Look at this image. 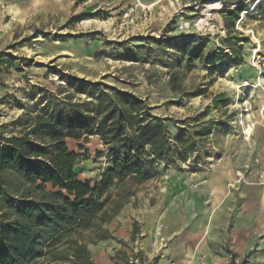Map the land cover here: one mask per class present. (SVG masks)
I'll return each mask as SVG.
<instances>
[{"label": "rangeland", "instance_id": "1", "mask_svg": "<svg viewBox=\"0 0 264 264\" xmlns=\"http://www.w3.org/2000/svg\"><path fill=\"white\" fill-rule=\"evenodd\" d=\"M222 1L122 0L91 1L86 5L79 2L66 11L39 14L0 32V124L9 123L22 113L11 99L10 103L2 102L5 94L17 97L32 110L34 100L27 93L33 84L56 92L63 82L54 69L132 90L149 105L156 106V115L186 119L202 113L201 121L213 118L221 122L200 142L196 162L190 158L160 166L158 176L142 182L126 180L118 187L117 193L128 191L126 202L102 224L113 238L89 242L90 231L70 235L86 242L94 264H124L116 258L118 251H124L130 260L132 254L140 251L143 262L136 258L132 264H156L169 243L161 233L157 213L166 198L167 177L171 174H184L189 185H195L196 174L228 165L237 167L248 184L260 185L261 137L257 128L264 126V0H228L227 6ZM208 3L218 4L209 14L205 11ZM239 6L246 10L239 12L227 31L230 21L225 10ZM201 18H208V23L198 26ZM187 36L191 40L180 41ZM153 38L166 40L165 52L147 50L154 46ZM201 39L204 42L199 43ZM56 42L66 46L63 49L69 51V58L44 54ZM198 44H202L206 62L199 58L188 62L187 53ZM185 45L188 48L183 52ZM101 50L104 54L96 56ZM127 53L133 56L132 60L124 56ZM238 57L241 61L235 64ZM194 91L201 94L186 96ZM218 93L228 98L225 107H213L212 97ZM84 146L86 151L76 161L75 170L80 179L94 181L106 166L104 157L94 153L102 146L96 136H89ZM11 182L12 193L15 186L25 188L17 177ZM115 192L111 189L113 196ZM251 233L256 241L241 259L245 264H264V248L260 250L258 245L264 234L254 225ZM146 237H151L150 248L146 247ZM227 258L228 264L241 261L231 252H227Z\"/></svg>", "mask_w": 264, "mask_h": 264}, {"label": "trees", "instance_id": "2", "mask_svg": "<svg viewBox=\"0 0 264 264\" xmlns=\"http://www.w3.org/2000/svg\"><path fill=\"white\" fill-rule=\"evenodd\" d=\"M244 10L245 6L225 10L230 21L227 31ZM152 43L147 50L165 52L166 40L153 38ZM201 46L187 53L188 62L196 58L206 62ZM187 48L183 46V52ZM102 54L103 50L96 56ZM124 56L133 58L129 53ZM240 61L236 58L235 64ZM54 71L63 84L56 92L33 84L27 93L34 100L32 110L15 96L5 94L2 100L10 103L11 99L22 113L0 124V264H94L86 242L70 235L90 231L89 242L113 238L102 224L126 202L128 191L117 193L118 187L126 180L154 178L160 166L190 158L196 162L200 142L221 125L213 118L201 121L202 113L186 119L156 115V106L132 90ZM195 94L201 92L186 96ZM227 103L224 93L212 97L214 108ZM89 136L98 137L102 149L94 153L106 162L94 181L80 179L75 170ZM13 177L25 188L15 186L12 193ZM111 189L116 190L115 196ZM131 257L140 263L144 260L140 251ZM116 258L133 263L124 251H118Z\"/></svg>", "mask_w": 264, "mask_h": 264}, {"label": "crops", "instance_id": "3", "mask_svg": "<svg viewBox=\"0 0 264 264\" xmlns=\"http://www.w3.org/2000/svg\"><path fill=\"white\" fill-rule=\"evenodd\" d=\"M2 1L0 32L13 23H22L39 14L66 11L75 3L86 5L91 1L122 0ZM52 46L44 52L50 58H65L69 54L61 43ZM257 133L261 137L258 152L260 185L248 184L237 167L228 165L196 174L194 179L198 184L195 185H189L184 174L167 177L166 198L162 200L157 221L169 243L156 264H228L227 252L241 259L252 248V242L256 241L251 233L253 225L264 234V126L258 127ZM250 173L247 175L251 176ZM150 239L145 238L147 248L152 247ZM258 245L260 250L263 249L264 239Z\"/></svg>", "mask_w": 264, "mask_h": 264}, {"label": "bare ground", "instance_id": "4", "mask_svg": "<svg viewBox=\"0 0 264 264\" xmlns=\"http://www.w3.org/2000/svg\"><path fill=\"white\" fill-rule=\"evenodd\" d=\"M138 5H142L141 3H138ZM218 6V4L217 3H215V4H212V3H208L207 5H206V9H205V11L207 12V14H209L210 13V11L211 10H213L215 7H217ZM249 12V11H248ZM210 16V15H209ZM207 19L208 18H201V19H199L198 21H197V25L198 26H203L204 24H206V23H208L207 22ZM240 28V27H239ZM243 29V28H242ZM254 37V36H253ZM250 131H251V126H249L248 127V129L246 130V135L247 136H249V134H250ZM159 244L160 243H158V246H159ZM158 246H157V248H158Z\"/></svg>", "mask_w": 264, "mask_h": 264}, {"label": "built area", "instance_id": "5", "mask_svg": "<svg viewBox=\"0 0 264 264\" xmlns=\"http://www.w3.org/2000/svg\"><path fill=\"white\" fill-rule=\"evenodd\" d=\"M4 7V3L2 0H0V8L2 9ZM160 227L157 228V230H159ZM161 240H163V238H161Z\"/></svg>", "mask_w": 264, "mask_h": 264}]
</instances>
